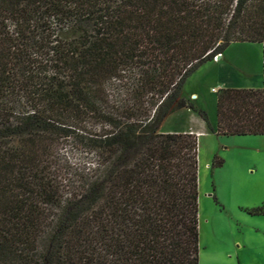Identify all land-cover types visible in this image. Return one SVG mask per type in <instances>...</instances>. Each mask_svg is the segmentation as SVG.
Instances as JSON below:
<instances>
[{
	"label": "trees",
	"instance_id": "16d2710c",
	"mask_svg": "<svg viewBox=\"0 0 264 264\" xmlns=\"http://www.w3.org/2000/svg\"><path fill=\"white\" fill-rule=\"evenodd\" d=\"M234 43L262 85L217 91L215 134L264 136V0H0V264H199L197 137L160 127L212 130L182 89Z\"/></svg>",
	"mask_w": 264,
	"mask_h": 264
},
{
	"label": "rangeland",
	"instance_id": "374dc122",
	"mask_svg": "<svg viewBox=\"0 0 264 264\" xmlns=\"http://www.w3.org/2000/svg\"><path fill=\"white\" fill-rule=\"evenodd\" d=\"M259 49L260 46L256 43L248 49L232 45L227 49L224 59L228 65L232 64L239 72L244 73V76L258 79L260 65L257 62L261 60ZM213 61L218 60L214 58ZM222 73L223 69L206 62L194 74L195 78L186 84L184 97L192 91H208L215 80L204 81L202 78ZM257 81L255 88H260L262 75ZM199 109L205 111L207 116H212L211 104L207 99H204ZM197 145L199 264H237L234 246L237 244L235 242L237 235H240L239 231H253L261 225L254 219H249L251 215L247 211L264 205V136L207 134L197 139ZM61 155L71 167L83 158V154L69 143L64 145ZM218 160L222 161V165L214 167L213 164ZM242 216L248 217L244 219ZM252 241L251 245H245L236 251L246 261L257 256L254 251L256 238ZM244 263L251 262H238ZM258 263L264 264V256H258Z\"/></svg>",
	"mask_w": 264,
	"mask_h": 264
},
{
	"label": "crops",
	"instance_id": "0c3cea01",
	"mask_svg": "<svg viewBox=\"0 0 264 264\" xmlns=\"http://www.w3.org/2000/svg\"><path fill=\"white\" fill-rule=\"evenodd\" d=\"M258 44V43H256ZM239 46L245 49H248V47H254L255 43H234L230 46ZM261 47V44H258ZM229 46V47H230ZM228 49V48H227ZM259 49V52H260ZM227 51V50H226ZM226 51L221 54L218 61L208 60L206 62L212 63L213 66L219 67L220 69H223V73L219 76H212V75H205L202 79L205 80H215L212 85H210L208 91L202 92V91H192L187 97H184L185 92V86L189 82H191L195 76L194 74L198 72L201 68V65L185 82L183 89H182V96L188 100H190L193 105H195L197 108L202 107V104L204 102V99H207L212 108V116H208L209 124L211 127V131L208 129L207 125L197 116L196 113L191 111L190 109L184 108L180 109L171 115H169L163 124L160 127L161 133H189L194 134L197 139L201 137V135H207L212 134L216 135V94L217 91L223 88H255L257 86V80H260L262 75V54H261V60H259L257 63H259L260 68V76L252 77L251 79L249 75H245L241 71L239 72L237 68L234 65H228V63L225 62V53ZM241 73V74H240ZM212 89H215L216 92H212ZM169 123V124H168ZM263 137V136H258ZM257 208V207H256ZM255 209V208H252ZM252 209H246L248 211ZM247 211V212H248ZM244 219H247L248 216H242ZM249 219H254L258 223H261L259 225V228L257 227L255 230H240V235H237L236 238V250L234 251L236 263L238 264L239 261L248 262L250 264H259L258 263V256H264V216H250ZM209 221L206 222L208 224ZM206 229V228H205ZM253 238H256V244L254 245V251L257 254L256 257L249 259L246 261V259L241 256L238 252L239 249L244 248L245 245H251L253 243ZM245 264V263H244ZM247 264V263H246Z\"/></svg>",
	"mask_w": 264,
	"mask_h": 264
},
{
	"label": "water",
	"instance_id": "95a60500",
	"mask_svg": "<svg viewBox=\"0 0 264 264\" xmlns=\"http://www.w3.org/2000/svg\"><path fill=\"white\" fill-rule=\"evenodd\" d=\"M220 56H221V55H218V56L216 57V59L218 60V59L220 58Z\"/></svg>",
	"mask_w": 264,
	"mask_h": 264
},
{
	"label": "built area",
	"instance_id": "2783aa9c",
	"mask_svg": "<svg viewBox=\"0 0 264 264\" xmlns=\"http://www.w3.org/2000/svg\"><path fill=\"white\" fill-rule=\"evenodd\" d=\"M216 58V57H215ZM212 92H216V90L215 89H212Z\"/></svg>",
	"mask_w": 264,
	"mask_h": 264
}]
</instances>
